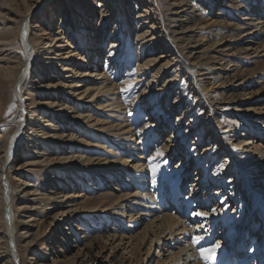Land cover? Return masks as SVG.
<instances>
[{
    "label": "bare ground",
    "instance_id": "obj_1",
    "mask_svg": "<svg viewBox=\"0 0 264 264\" xmlns=\"http://www.w3.org/2000/svg\"><path fill=\"white\" fill-rule=\"evenodd\" d=\"M39 1L34 3L31 8L27 7L24 11H21L22 9H18V5L21 8L23 0H19L17 10H14L15 7L9 8L13 13L11 17L5 19V21L0 18V62L2 64L0 72L2 73L0 76V97H2L0 100V117L3 116L2 110L8 104L7 102L15 96L20 102L17 105L16 112H19L22 115L21 117L24 115L30 117L31 122L29 121V125L32 121H35L36 117L38 124L42 127L45 125L44 127L47 128L42 136L53 143L52 147H48L45 151L42 147L38 148L33 145L26 147L23 143L32 140L29 139L27 130L22 126L17 128L8 138L5 134L0 133V260L6 258L5 264H16L15 260L17 258L19 260L18 264H28L29 261H31L30 264L37 263V257L34 254H31L26 263L22 260V253L25 248L32 252V246L38 243L36 240L39 241L43 236L34 233L35 236L31 240L23 245L21 244V236H24L23 234L27 235L29 231L21 232L20 225L24 226L27 221L19 219L20 209H23L21 211L23 213L26 210H40L43 218L52 217V223L58 225L66 222L67 224L69 221L78 220L81 216L88 215L91 213L88 211L94 209L91 207L92 198L84 191L85 187L90 186L96 191L99 185H103L114 189L118 193L114 194L106 188L100 191L101 193L97 197L99 200L93 202L101 204V207L107 206L109 208L107 212L115 217L113 221L114 224L115 222L118 224L116 227L136 230L135 233L133 231L130 235H122L119 245L126 246L123 247L125 250L132 246L134 239H146L147 241L151 240L146 251V258L157 257L155 264H214L215 258L219 256L218 253L220 252L225 255L223 264H264V206L260 207L264 203H259L261 194L258 192L255 191L252 195L247 193L252 206L254 207V200H256L255 204H258V208L254 207V215L248 214L246 216L249 222L254 219L253 222L257 227L255 229L254 226L253 230L255 231L251 233L253 235L250 240L253 241L256 234L261 233L257 246L250 248H247V240L246 243L243 242L245 233L242 234L241 230L236 235L229 236L236 229V225H233L227 217L219 214V212H216V214L210 212V198H206L201 202V199H203L201 191L193 193L197 197L198 204L196 207L193 198L190 196L183 197V190H180V188H175L172 197L169 200L165 198L161 205L155 202L151 188L153 182L152 166L149 163L150 159L154 158V154L150 159L145 158V150L142 147L143 138H140L139 142L135 141L134 135H137V133H134L130 122H128V117H131V115L127 116L130 110L123 111L125 109L123 98L126 96L129 84H132L130 75L127 73L120 83H116L113 76H111V72L112 75L123 72L125 65L122 63L124 66L120 68L121 64L119 62L122 58L127 59L131 56L128 46L135 29L137 30L135 43L139 46L138 49L146 48L147 52H153L160 50L163 40L167 39L163 38V32L165 29L171 30L170 27L173 28L170 33L173 34L174 41L178 43L179 51H182L183 54L187 53L186 57L189 59L190 71H196L207 84L214 80L220 81L229 76H234L239 64L236 61H230V57L233 55L231 52L233 47L230 43L221 42L217 44L216 46L221 47L214 49V53L208 55L204 46L206 44L202 39L192 43L194 36L201 33L203 38V29L210 27L198 20L202 15V12H198L201 9L199 3L196 0H168L165 9H163L166 10L168 17L158 22V20H154L153 13L157 12L155 8L159 7L158 3L167 2L166 0H67L71 2L75 17L80 22L75 23V17L71 18L65 11L61 16L60 23L56 25L55 35V33L48 32L45 26L38 23L34 24L35 31L32 32V27L29 24L32 14L38 12L45 4H49V0ZM226 1L228 0H215V2H220V7L224 9L228 6ZM229 1L234 2L235 6L237 3L240 4V7L242 6L240 0ZM258 1L250 11L239 18V22H241L239 27L243 28L241 39L247 44L244 47L246 52L249 53V51L254 50L253 52L257 57H264V43L260 41L264 35V4H259ZM10 3L12 4L11 0H8V4ZM135 8L138 10L134 16L131 12ZM48 10L51 13L52 8ZM216 14L222 13L217 11ZM43 15L46 18L48 16L47 12ZM99 16V21H95ZM49 20L50 18H47V21ZM68 20L72 23V26H70L72 30L67 35L66 24H69ZM168 20L174 23H169ZM219 20V18L213 19V25L218 24ZM110 22L115 24V29L111 35L114 40L110 41L107 48L104 47V43L111 39H107L109 36L107 28ZM158 24L161 25L158 26ZM72 37L76 41L72 42ZM19 46L23 50V56L19 53ZM104 57H106L105 65L102 62ZM165 59L166 61L163 62ZM144 61L138 63L137 78H131L134 83L146 80V86L144 85L145 87L138 97L141 99L149 95L151 97L146 98L148 102L152 100L150 98L153 95L156 96L162 91V101L160 102L163 103L166 94L173 91L175 86H178V81L181 78L178 60L176 56L169 52L152 55ZM159 64L158 71H155L150 78H146L147 72H143L142 68L146 70ZM170 70L175 74L166 80L164 87L153 88L155 77L161 73H168ZM35 71L36 77L31 79V75ZM49 71L55 73L52 74L56 79L55 82L45 80V75H47V72L50 73ZM29 82L36 84L34 88L36 91L33 93L28 90L27 84ZM259 82L262 81L259 80ZM221 85L222 82H218L208 90H216ZM194 88H198V86L195 85ZM9 89L11 90L9 91ZM198 91L200 97H202L201 94H204V91L206 92V90ZM37 95L38 97L48 98L39 100L36 98ZM102 98H105V100L101 102ZM184 98L183 95H179L172 107H178L179 109ZM198 100L200 101L201 98H198ZM153 104L149 106L148 113L156 110V105ZM107 106L109 110H112L108 115L118 117L116 120H120L119 122H108L104 118H98ZM249 111L264 115V106L261 108L251 107ZM193 112V109H188L184 115L178 118V121L181 122L186 117L191 116ZM47 115L58 124H52ZM168 117L163 118L165 123L169 121L170 118L168 119ZM263 119L262 122L251 119L249 128L247 127L243 131L217 126L218 134H222L221 137H226V140L224 146L219 145L215 152L226 147L232 158H225L232 159V164L238 163L237 159L241 158L244 153H254V155L257 154L256 159L257 163L260 164V169L264 168V151H261L259 147V144L264 142ZM0 121L2 120L0 119ZM180 122L175 124V135L179 133V129L184 124L181 123L180 125ZM199 122L201 123L202 120L200 119ZM108 123L110 124L107 125ZM255 123H262V125L257 127L254 125ZM156 126L158 127L155 133L149 131L152 136L157 135L159 137V134L163 135L166 132V128H164L166 126H160L157 123H147L144 128L149 130ZM209 127L206 136L209 139L208 141H211L212 138L214 139L217 136V131L213 133L211 125ZM30 128L29 126L28 129ZM33 131L30 135L34 136L37 134L35 132L37 130ZM193 132V129H188L182 135V139ZM90 133H94L95 136L102 139H104L102 136H106L105 139L108 142L112 141L116 149L122 150L126 155L118 154L114 149L107 148L104 142L102 144L91 142L86 137ZM174 134L169 135L164 140V144L166 143L170 149L178 147L177 143H174ZM248 134L251 137L248 140L244 139L243 137L248 136ZM137 137H140V134ZM98 148L100 150L104 148L103 152L112 155L113 158L100 154L102 152H96L95 150ZM49 149L51 152L64 153V155L53 156V154L47 152ZM93 149L95 152L89 153ZM209 150H211L210 146H207L202 155H206ZM21 151L24 152L25 157L22 166L37 165L39 163L45 165L43 174L46 176V180L49 178L50 181H48L49 186L44 187L42 191H39L41 190V183L33 184L31 181L17 178L16 175L12 177L8 175L7 172L13 168V163L19 156L18 152ZM28 153H32L34 156L31 157ZM37 156L42 159L37 160L35 158ZM244 175L249 180L248 183L258 184L255 181L258 177H254L252 182L246 173ZM202 176L203 171L198 169L193 174V178H196L193 185L198 188L202 187ZM42 179L44 181V177ZM236 181L237 177L230 179L229 183ZM23 183V188L20 191L22 194L17 199L14 189H17ZM68 189L70 190L68 191ZM222 191L215 190L214 195L218 196ZM182 201L183 204L181 205ZM200 205H203L199 209L200 214L203 215L196 217L195 221L194 219H187L183 212L190 215L198 211L197 207ZM255 214L259 217L256 220L254 218ZM32 216L33 214L29 218L31 220L35 219ZM212 216L214 218L210 225L218 227L217 223L219 222L224 226L223 230L218 233L221 236L218 237V239H221L218 250L209 248L208 256H205L199 248L212 244L214 236L210 234L206 235L207 237H200L197 232H200L199 229L203 227L202 221ZM134 224H142L144 227L143 229L140 227L141 230L138 231L139 226ZM247 226L249 225H246L245 228ZM219 227L222 226L219 225ZM63 230L64 232H60L57 238H61L59 241L60 243L62 241L64 245L67 240L63 236H76L83 229L75 222L72 227L67 224L63 227ZM203 231L207 232L206 229ZM31 234L25 237H30ZM206 234H209V232ZM246 236L247 238L250 237V235ZM115 237L117 236L113 235L110 239L113 241ZM125 239H128V242ZM59 241L56 240L55 244ZM129 242L131 244L126 245ZM55 246L62 257L56 254L57 258L53 260V264L76 262L83 258L87 247L74 243L72 247L76 248L75 251L70 250L67 252L61 248V244ZM243 250L245 252L249 251V253L240 261L242 259L240 255L243 257L246 254ZM206 257L210 261L205 262Z\"/></svg>",
    "mask_w": 264,
    "mask_h": 264
},
{
    "label": "rangeland",
    "instance_id": "obj_2",
    "mask_svg": "<svg viewBox=\"0 0 264 264\" xmlns=\"http://www.w3.org/2000/svg\"><path fill=\"white\" fill-rule=\"evenodd\" d=\"M38 0H23V4H21V11H24L27 7L31 8L34 3H36ZM48 1V0H47ZM167 2H161L158 3L159 7L155 6L157 12H154L153 18L154 20H158L160 22L161 19L168 17L166 10V3ZM193 1V0H192ZM195 1V0H194ZM242 6L240 7V4L237 3L235 6L234 2L226 1V4L228 5L226 9L221 8L220 2H215V0H196L197 3H199V7L201 9L198 10V12H202V15L200 18H198L199 22L204 23L206 25H209L210 27L204 28L202 31V35L204 36L202 38L201 33L194 36L192 43L197 42L199 39H202L206 45V54H212L214 53L213 50L216 48H219L221 46H216L217 44L221 42H227L230 43L233 47L231 52L233 55L230 57V61H236L239 65L237 66V72L234 76H229L227 78L221 79L220 81L214 80L207 84V82L203 79H201V75L197 74L195 71H190L189 69V59H187L186 55L182 53V51H179V45L177 42L174 41L172 37V30L173 28L170 27L171 30H166L163 32V38H167L166 40H163L162 45L160 46V50H155L153 52H147L146 48H142L141 50L138 49V45L135 43V34L136 29L133 31L132 38L130 39V45L128 46V49L130 50L131 56L127 59L122 58L119 62L121 64L120 68L124 66L123 72L119 73L118 75L111 72V76H113V80L116 83H120L123 81V77L126 76L127 73L130 75V80L132 84H129V88H127L126 92V98H123L124 107L126 110L129 111V115L131 117H128V122H130L131 127L133 128L134 133L137 135H134L135 141L139 142L140 138H143L142 147L144 148V156L147 159H150L151 156L154 154V158L150 159L149 163L152 166V184L151 188L153 190V199L158 205H161L165 198L168 200L172 197L173 191L175 188H180V190H183V197L190 196L193 198L194 206L198 204L197 197L193 195L196 191H201L203 193V199H201V202H203L204 199L210 198V212H213V214H216V212L224 217H227L233 225H236V229L230 233L229 236L236 235L240 230L241 233L245 235L243 242L247 240V248L255 247L256 244L259 241L260 234H256L255 239L250 240L252 235L251 233H254L255 230H253L255 223L249 222L246 219V216L249 214H253L255 212V208H258V204L256 205V200L253 201L254 207L252 206L251 199L247 195V193H250L251 195L256 191L259 194H261V200L259 203H264V168L260 169V164L257 163V154L254 155L251 153H244L241 158L237 159L238 163L232 164V159H226V158H232V155H230L229 150H226V147L222 149L221 151L215 152L217 147L220 145L221 147L224 146V141L226 140V137H221V135L218 134V130H216L218 127L221 126L223 128H231V129H239L240 131L246 130L247 127L249 128V121L251 119L254 120H260L262 122V119L264 118V115L261 114H254L249 109L251 107L255 108H261L264 106V57H257L255 52L249 51V53L246 52L245 46L247 45L244 43L241 39V34L243 33V28H240L241 25L240 17L250 11L252 6L257 3V0H240ZM12 4H8V0H0V18H2L3 21L5 19L11 17L13 13L10 11V7H15L14 10H17V4L20 3L19 0H11ZM39 2H42L40 0ZM259 4H264V0H259ZM49 4H45L38 12L32 14L31 18L29 19V24L32 27V32L35 31L34 24H40L42 26H45V28L48 29V32L55 33L57 31L56 25L60 23V19L62 18V14L66 13L73 18L75 17L74 8L70 4L71 2L67 0H49ZM65 6V7H64ZM67 6V7H66ZM51 9V13H49L48 9ZM137 8L133 9L131 12L132 15L135 16L137 12ZM163 10V11H160ZM217 11H220L222 14H216ZM47 12L48 16L47 18H50L49 21H47L46 16L43 14ZM133 16V17H134ZM219 18L220 22L218 24L213 25V19ZM100 16L96 18L95 21H99ZM264 19V17H263ZM69 21V20H68ZM80 20H78L75 17V23H79ZM169 23H174L168 20ZM96 23V22H95ZM72 23L69 21V24H66L67 29V35L70 33L72 28L70 26ZM161 24H158V26ZM168 28V27H167ZM108 31L109 36L107 37V40L104 44V47H109V43L112 39L111 35L115 29V24L110 22L108 24ZM264 32V31H263ZM42 34V32H40ZM56 35V33H55ZM72 35V34H71ZM71 40L72 42L76 41L74 37ZM264 35L262 36V39L260 40L262 43H264ZM71 39V38H70ZM74 45V44H73ZM106 48V49H107ZM19 53L23 56V50L21 49V46L18 47ZM72 49V48H69ZM139 50V51H138ZM9 52V51H8ZM171 53L173 56H176V59L178 60V64L180 66V74L181 78L178 81V86H175L173 88V91L166 94L165 99L162 101V91L160 94H157L156 96L153 95L151 101L146 100V98L151 97L147 95V97L141 98L138 97L139 93L142 91V89L146 86V80H143L142 82H133L132 80L137 78V66L138 63L145 62L148 57H151L152 55L160 54V53ZM178 52V53H177ZM7 53V52H6ZM166 61L163 60V62ZM103 65H105L106 57L103 58ZM124 65H123V64ZM110 68V65L108 66ZM160 67V64L156 67H151L150 69L144 70L142 68V71L147 72L145 77L150 78L153 76L155 71H158V68ZM176 67V65H175ZM2 70V64L0 62V72ZM50 73L47 72V75H45L47 81L55 82L56 79L52 76L51 71ZM195 73V74H194ZM175 72L173 73L172 70H170L168 73L165 72V74H159L157 77H155V82L152 87L158 88V87H164L163 85L166 83V80L173 76ZM2 73H0V76ZM132 75V76H131ZM36 77V71L34 74L31 75V79ZM133 78V79H131ZM261 80L262 82H259ZM221 83L222 85L220 87H217L218 89H212L208 90L209 88H212V86L216 83ZM145 83V84H143ZM28 90L33 93L36 91L34 88L36 87V84L28 83ZM133 85V86H132ZM145 85V86H144ZM198 86V88H194ZM202 86V87H201ZM205 86V87H204ZM205 88V89H204ZM131 89V90H130ZM206 90L204 91V94H201L202 97H200V93L198 90ZM11 89H9L10 91ZM197 90V91H196ZM214 91V92H213ZM160 92V91H159ZM164 93V92H163ZM128 94V95H127ZM151 95V94H150ZM179 95H183L184 101L180 105L179 109L178 107H172L176 99ZM199 95V96H198ZM210 96V97H209ZM204 97V98H203ZM37 99H46L48 97H38ZM198 98H201L199 101ZM2 97H0V100ZM204 99V100H203ZM105 100V98H102L101 102ZM139 100V101H138ZM145 100V101H144ZM136 101V102H135ZM6 106L3 108V116L0 117L2 121H0V133H3L6 135V138H8L10 135H12L17 128H20L21 126L27 130V134L29 136V139L32 140L26 141L23 143L26 147L33 145L38 148L42 147L44 151L48 147H52L53 143L48 141L45 137L42 135L44 134V131L47 129L46 127H42V125L38 124V119L35 117V121H32L31 125H29V121L31 122V118L24 115H20L17 111V105L20 103L17 99V97L14 96V98L11 101L7 102ZM155 103V104H153ZM202 103V104H200ZM156 105L155 111H152L151 113H148L149 106L150 105ZM14 105V108L12 107ZM72 105V104H71ZM127 107V108H126ZM109 107H105L103 109V112L98 117L100 119H105L108 122L114 121L115 123L119 122L120 120H116L118 117H110L108 114L112 111L108 109ZM134 108V109H133ZM188 109H193L194 112L191 114V116L186 117L181 122L178 121V118L181 117L186 113ZM133 110V111H132ZM176 111V112H175ZM40 113V112H39ZM45 114V113H44ZM122 114V113H121ZM125 115V113H123ZM128 114V113H127ZM46 115V114H45ZM107 115V117H106ZM169 116V121L167 123L164 122V117ZM207 116V117H206ZM47 118L51 121L52 124H58L54 119L49 117L47 115ZM131 118V120H130ZM207 118V119H206ZM200 119L202 122L200 123ZM264 120V119H263ZM177 122L184 123L181 129H179V133L175 135V124ZM153 124L157 123L160 126H166V132L163 133V135L159 134V137L157 135H151V131L154 133L156 132V127L150 128H144L145 124ZM200 123V124H199ZM219 123V124H218ZM108 123L107 125H109ZM209 125H211V129L213 130V133H216L217 136L211 141H208L209 139L206 136V133L208 129H210ZM257 127H260L261 124L255 123ZM30 126L31 128L28 129ZM34 127V128H32ZM35 131L37 134L30 135L32 132ZM143 129V130H141ZM147 129V130H146ZM193 129L194 132L191 135H188L186 138L182 139V135L188 130ZM141 130V131H140ZM144 133H143V132ZM150 131V132H149ZM26 132V131H25ZM246 132V131H245ZM158 133V132H157ZM140 134V137H137ZM142 134V135H141ZM174 134L175 136V142L177 143L176 149H170L167 147L166 143L164 144V140L169 135ZM228 134V133H227ZM104 135V134H101ZM161 135V136H160ZM202 135V136H201ZM145 136V137H144ZM163 136V137H162ZM91 142L102 144L104 142L105 146L107 148H110L111 150L114 149L118 152V154L126 155L125 152L122 150H117L112 141H107L105 138L106 136L101 137L95 136L94 133H90L86 136ZM250 134L248 136H244V139H249ZM91 138V139H90ZM137 138V139H136ZM225 138V139H224ZM95 139V140H94ZM107 141V142H106ZM207 146H210V149L206 155H202L205 151V148ZM115 147V148H114ZM259 147L261 151H264V142L262 144H259ZM26 149V148H25ZM106 149V148H105ZM40 150V149H38ZM23 151V150H22ZM18 152V157L16 161L13 163V168L8 171V175L10 177L15 176L19 179H24L33 182V184L41 183V190L42 191L44 187L49 186L48 181L49 178L46 180V176L43 174V170L45 169V165H42L41 163L37 165H31V166H22V163L24 161V152ZM96 152L100 154H105L108 158H111L112 155H109L104 151V148H98L95 150ZM94 149L91 150L89 153H94ZM49 154L61 156L64 155L61 153H55L54 151L47 150ZM122 152V153H120ZM215 152V153H214ZM141 153V152H140ZM158 153H161L158 155ZM31 157L34 156L32 153H28ZM66 154V153H65ZM230 155V156H229ZM39 156V155H38ZM35 157L37 160H41V157ZM226 157V158H225ZM113 158V157H112ZM116 158V157H115ZM183 163V164H182ZM203 171V176L201 177L202 187H197L194 184L195 177L193 178V174L197 172V170ZM233 169V170H232ZM154 171V172H153ZM247 174L248 177L251 179V181H254V177H258L255 181H257L258 184H251L248 183L249 180H247L246 176L244 174ZM258 173V174H257ZM257 174V175H256ZM49 176V175H48ZM47 176V177H48ZM44 177V181L43 178ZM192 177V178H191ZM237 177L236 182L229 183L230 179ZM165 179V180H164ZM170 180V181H169ZM18 181V180H17ZM162 181V182H161ZM19 182V181H18ZM93 182V181H92ZM169 183V184H168ZM166 184V185H165ZM23 185L18 186V188L14 189L15 196L18 199L22 193H20L21 189L23 188ZM159 187H158V186ZM1 187V184H0ZM30 188V187H29ZM109 189L112 193L117 194L118 192L114 191V189L105 187L103 185L98 186V190L94 191L90 186L85 187V190L87 195L91 197V207L94 209H90L88 212V215L81 216L80 219H74L72 221L67 222L69 226H73V224L76 222L78 223L83 230L77 233L76 236H63L66 238L67 243L62 244V241L60 243L59 240L61 238H57L60 234V232H64L63 227L66 226V222L58 224L52 223V217L50 218H43L40 214V210H26L25 213L21 212L23 209L19 210V219H25L27 222L24 224V226L20 225L21 232L29 231L28 234H31L30 237L23 234L24 236H21V244H25L29 240L32 239V237L35 236V234H42V238H40L39 241L36 240V244H34L33 251L26 249L22 253V260L27 263L29 260V257L31 254H34L35 257H37V263L36 264H53V260L56 257V254L62 257V254L57 252L56 244L57 246L61 244V248L64 251L69 252L70 250L75 251L76 248L72 247L74 243H77L78 245L81 244V246H87L85 249V254L82 259L76 261V262H68L66 264H155L157 261V257L153 258H146V251L149 247V244L151 240L147 241L146 239H134L132 242V246L128 250H125L123 247L119 245V241H121L122 235H130L133 233L134 229H125V228H119L116 227L118 224H114L113 218H115L112 214H108L107 210L109 209L107 206H102L99 203L93 202L98 201L97 198L98 195L101 193V190ZM185 188V189H184ZM47 189V188H46ZM45 189V190H46ZM223 190L220 192L218 196L214 195L215 190ZM70 189H68L69 191ZM1 192V189H0ZM109 201V200H107ZM200 201V200H199ZM21 202V201H19ZM183 204V201L181 202V205ZM205 205V204H204ZM264 205L261 204L260 207H263ZM184 207V205H183ZM203 205L198 206V211L201 209ZM138 211V210H135ZM195 211L191 213L190 215L187 214V212H183L187 219L196 220V217H199L198 214H200V211ZM33 214L32 219L29 218L30 215ZM257 214H255V220L257 219ZM214 216L211 218L205 219L203 222V227L197 232L200 237L205 236L207 237L210 234H213L214 236V242L212 244H208L207 246H203L202 248H199L201 252H204L205 256H208L207 252L209 251V248H214L215 250H218L219 248V241L221 239H218V237H221L218 235L219 231L223 230L224 224L217 223L218 227H213L211 224ZM259 218V217H258ZM41 221V222H40ZM244 222V224H243ZM198 225V220H197ZM139 226L138 231L143 229L144 225H137ZM221 225L222 227H219ZM246 225H249L245 228ZM141 227V229H140ZM206 227V228H205ZM209 228V229H208ZM212 228V229H211ZM220 228V229H218ZM251 228V229H250ZM74 229V228H73ZM204 229L209 232V234H206L207 232L203 231ZM211 229V230H210ZM226 229V228H224ZM255 229L257 227L255 226ZM118 231V232H117ZM66 232V231H65ZM136 230L134 231V233ZM227 232V231H226ZM249 232V233H248ZM35 233V234H34ZM113 235H116L115 239L113 241L110 239ZM207 235V236H206ZM246 235H250L249 238H247ZM85 236V237H83ZM119 236V237H118ZM223 236V235H222ZM204 237V238H205ZM224 237V236H223ZM57 238V239H56ZM89 238V239H87ZM225 238V237H224ZM230 238V237H229ZM226 239V238H225ZM59 241V243L55 244V241ZM131 240V239H130ZM249 240V241H248ZM76 241V242H75ZM85 241V242H84ZM126 242H128V239H125ZM66 242V241H65ZM143 242V243H142ZM252 242V245H251ZM256 242V243H255ZM142 243V244H141ZM131 244V242L127 243L126 245ZM141 245V246H140ZM216 245V246H215ZM121 246V247H120ZM227 248V247H224ZM131 250V251H130ZM225 250V249H223ZM127 251V253H125ZM130 251V252H129ZM206 251V252H205ZM244 251V250H243ZM245 252V251H244ZM246 254L240 259L243 260L244 257L247 256L248 252H245ZM219 256L215 258L214 264H223L225 255L221 252L218 253ZM242 254V253H241ZM146 258L145 260H143ZM210 261L207 260V257L205 258V262ZM31 261L28 262L30 264ZM33 262V261H32ZM6 258L0 260V264H5ZM15 263L18 264L19 260H15ZM32 264V263H31Z\"/></svg>",
    "mask_w": 264,
    "mask_h": 264
},
{
    "label": "snow or ice",
    "instance_id": "obj_3",
    "mask_svg": "<svg viewBox=\"0 0 264 264\" xmlns=\"http://www.w3.org/2000/svg\"><path fill=\"white\" fill-rule=\"evenodd\" d=\"M12 107L14 108V105H13ZM159 154H161V153H158V155H159ZM198 215H203V214H198ZM197 239H199V238H197Z\"/></svg>",
    "mask_w": 264,
    "mask_h": 264
}]
</instances>
